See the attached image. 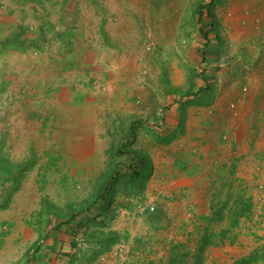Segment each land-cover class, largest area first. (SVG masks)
Listing matches in <instances>:
<instances>
[{
	"label": "rangeland",
	"instance_id": "1",
	"mask_svg": "<svg viewBox=\"0 0 264 264\" xmlns=\"http://www.w3.org/2000/svg\"><path fill=\"white\" fill-rule=\"evenodd\" d=\"M42 1L46 4L43 12L54 23L48 29H53L55 35L43 34L40 16L31 11V22L24 30L29 41L0 46V197L19 191L25 182V195L34 196L38 206L34 211L40 210L36 217L28 215L27 223L34 227L42 219L44 223L45 218L39 216L41 210L49 214L52 223L56 215L52 210L59 212L90 202L103 189L107 175L114 172L113 166L128 163V158L118 155L115 149L128 138L129 126L136 123L132 148L147 158L149 177L153 176L142 191L120 179L110 208L114 217L119 209L128 211L124 219L131 220L129 225L146 231L132 239L128 255L156 253L157 249L147 244L148 231L174 236L180 226L178 220H173L175 208L182 206L181 225L193 223L197 227L196 205L190 201L177 205L166 179L171 171L165 159L170 141L160 142L156 137L169 134L167 118L172 113L179 115L187 90L192 93L199 86H207L208 96L219 98L226 92V86L217 82L218 75H222L226 81L228 77L230 82L240 80L241 90L246 92L247 78L255 71L264 84V0H221L214 8L217 28L212 29L203 15V31L198 29L196 18L199 5L207 0ZM8 3L0 2V41L13 37L10 30H22L16 26ZM58 3L67 6L58 9ZM77 3L81 4L79 10ZM62 10L71 19L59 20ZM77 11L78 22L72 21ZM70 26L78 30L77 39L66 36L67 40H56V33ZM36 34L40 35L33 40ZM260 59L263 62L257 65ZM61 70L63 80L70 83L68 90L77 94L70 107L82 110L75 118L68 116L67 105L65 111L49 114L43 107L40 110L37 100L38 93L56 92L50 86L62 77ZM37 82L50 85L47 90L35 89L32 86ZM63 132L65 136L60 137ZM8 139L12 141L10 149H16V157L6 150ZM260 140L264 141V135ZM10 157L16 161H10ZM18 163L29 164L30 168L17 189L12 190L14 181L7 177L10 168L6 165ZM246 174L251 182L248 185L230 179L231 197L238 191L248 197V188L257 195L241 226L243 241L239 245L233 239L228 242L234 231L228 218L208 222L212 241L203 250V264H223L220 259L229 254L236 256L232 264L242 258V264H264V166L247 167ZM159 183L164 185L161 191L157 190ZM139 206L143 208L141 213L137 211ZM200 231L201 227L192 237L195 248ZM226 243L227 249H222Z\"/></svg>",
	"mask_w": 264,
	"mask_h": 264
},
{
	"label": "crops",
	"instance_id": "2",
	"mask_svg": "<svg viewBox=\"0 0 264 264\" xmlns=\"http://www.w3.org/2000/svg\"><path fill=\"white\" fill-rule=\"evenodd\" d=\"M1 1L5 2L8 0ZM8 4L13 15L11 16L16 17L14 19V22H17V24L15 23L16 26L22 29L20 35H18L20 41H24V39L25 41H29L24 30L27 23L31 22L29 20L30 15H32L31 11H35L36 15L40 16L39 27L44 28L43 34H46L48 37L55 35L53 34V29H48V26L54 23L43 12L44 1L9 0ZM80 5V3H77V10L81 8ZM66 6L61 7L60 3H58L57 7L60 9ZM79 12L75 13L76 16L73 13L72 21L78 22ZM17 16L20 17L18 18ZM58 18L62 22L65 19H71V17L69 18V13L63 10L58 13ZM72 25L75 26L73 23ZM22 31L24 34L21 33ZM10 34L14 38V35L19 33H16L15 30H10ZM39 35L36 34L32 39L34 40ZM77 35L78 30L70 26L66 29L62 27L55 37L58 41L67 40V37L75 41ZM58 47L61 48L62 46L58 44ZM256 61L257 65L263 62L262 59ZM63 72L61 70L62 77L53 86H50L56 92L38 93L37 100L40 103V110L42 111L41 108L43 107L49 114H53V110L59 112L62 109L63 111L64 106L67 105L68 109L66 112H68V116L75 118L79 113H82V110L70 107L73 106L72 102H75L74 99L77 94L68 90L70 83L63 80ZM255 73L256 71L252 72L249 75L250 78H247L248 89L246 92H242V82L240 80L230 82L231 78L228 77V82L222 75H218L217 82L219 86L221 84L226 86V92L219 98L217 96L210 98L207 93L208 91L199 86L202 88L200 92L185 99L186 104L183 106L185 112L183 118L184 128L181 132L173 130L177 127L179 115L177 116L172 113L169 119L167 118L166 127H168V135L172 134L173 137L168 143L171 148L165 156V159L169 161V168L171 169L166 179L172 185L176 200L178 201L177 205L179 203L181 205L185 201L193 202L196 205V221L194 220V225L197 227H193V223L181 225L182 206L178 207L177 210L175 208V213L176 211L177 213L174 215L175 218L173 220L180 222V226H178L180 234L177 235L176 233L178 232H175L174 236L172 234L166 236V232L148 231L150 236L148 237L149 242L147 241V244H150V247L153 249H157V252L152 251L150 255L137 252L134 257L131 254H127L124 260L125 264H140L141 262L169 264L174 251L177 254H185L184 259L175 264H191L193 252L195 251L192 237L194 232H197V229L201 227V233L195 240V242H198L203 232L206 222H204L202 217L207 216L209 213L212 193L215 190L222 189L223 184L230 179L236 183L250 184L246 168L258 165L264 166V141L260 140L261 136L264 135V84L258 80L257 73ZM49 85L44 82H37L33 83L32 87L47 90ZM69 93L70 97L67 98ZM70 98L72 100H69ZM228 105L230 108H228ZM248 128L251 130H247ZM72 133L76 134L75 132ZM64 136V132L61 133L60 137ZM7 143L8 149L6 148V150L12 154V157H16V149H10L12 144L11 139H8ZM12 157L9 158L10 161H16ZM245 165L249 166L246 167ZM152 176L153 173L147 180L146 186L150 185L149 182ZM250 177L252 178L251 175ZM160 183L158 191L164 188V185ZM24 184L25 182H22L19 191L10 192L7 196L3 195V198L0 197V204L4 203V206L0 205V232L4 231V240L0 241V264H85L84 258L89 255V248L82 239V244L79 245L76 242V238L81 236L82 229L79 226L85 222L86 217L98 211L101 201L92 212L79 214L74 220L66 223V213H68L66 210L61 212L63 214L60 217L55 215L52 223H50L49 214L41 210L39 216H43L46 221L43 223L42 219L40 225L34 227L33 225H29L26 219L32 213V217H36V213L40 210L34 211L38 209L36 199L34 196L30 198L25 195L23 190L25 188L23 187ZM248 190V196L255 203L257 199L255 197L257 196L256 192L254 190L251 192L249 188ZM118 211H120L119 214L109 221L107 228L123 234L124 237L118 242L124 241L132 248V239L136 240L144 230L138 231L129 225L131 220L126 221L124 219V214L128 213V211L119 209L115 213H118ZM244 218H240L238 223L232 226L234 230L232 232L233 236L232 238H228V242L233 239V243L239 245L243 241L240 231ZM181 226L182 229L180 230ZM156 227L159 228V226H155L154 228ZM226 235L228 236V234ZM117 243L95 260L89 261L86 264H116L119 260L111 254V251ZM223 245L222 249L226 250L227 243ZM175 247H179V249H175ZM211 248L209 247L208 249L211 250ZM133 251L134 249L130 253ZM235 258L236 256L229 254L227 256L224 255L220 260L223 264H232L231 262Z\"/></svg>",
	"mask_w": 264,
	"mask_h": 264
},
{
	"label": "trees",
	"instance_id": "3",
	"mask_svg": "<svg viewBox=\"0 0 264 264\" xmlns=\"http://www.w3.org/2000/svg\"><path fill=\"white\" fill-rule=\"evenodd\" d=\"M220 1L221 0H207L204 4L199 5V12L196 18L199 30L203 31V15H205L210 21V27L212 29L215 30L217 28L214 8L216 4L220 3ZM18 35H20V33L14 35V38L5 37L0 41V46L3 48L11 47V45H13L12 42L15 41L16 43L21 44L22 41H20ZM215 37L216 39H218L217 34H215ZM202 88L199 87L197 91L192 93L187 90L184 92L185 94H183V96L185 95L186 97H188L191 95H195L196 93L200 92ZM203 89L209 91V88L207 86H205ZM185 104L186 103L182 104V108L178 112L179 117L177 127L173 129L176 132H181L183 130V106ZM136 128V123L131 124L127 132L128 138L115 149L118 155L128 158V163L124 165L117 164L113 166L112 170L114 172L107 175V179L105 180L103 189L100 192L95 193L90 202L81 207H72L66 209L68 213H66L67 220L65 221V223L74 220L75 217L79 214L91 212V208L94 205H98V203L101 201V205L98 211L86 217L85 222H83L79 226L82 229L80 238L88 245L87 247L89 248V255L84 258L85 264L89 261L95 260L98 256H100L105 251H108L112 245H114L122 237H124L120 232L107 228L109 221L114 217V210L110 208V205L115 192V184L120 179H122V182H124L128 187L134 186L137 187V191H142L150 175L151 166L149 161L142 153L132 148V141L135 137L134 134ZM172 137V134H166L164 136H157L156 138L160 142H168L172 139ZM6 167L10 168L8 169L10 171V175L8 174L7 177L14 181L12 190L17 189L21 179L24 177L26 170L30 168V165L18 163L15 166L6 165ZM232 187V183L230 182V180H228L223 184V190L218 189L212 193L209 213L207 216L202 217L204 222H206V225L204 226L203 232L198 239L191 264H203V250L212 241V233L209 232L207 226L208 222H219L225 218H228L230 221V225L233 226L238 223L240 218L249 216L252 207V200L249 196L245 197L243 191H238L235 196L231 197L230 190ZM3 204L0 205L4 206ZM49 204L52 205L50 202ZM48 210H50V208ZM61 210H59V212H55L54 210H52V212L55 213L56 216L60 217L63 214L61 213L63 210ZM175 249H179V247H175ZM184 257V253L177 254L174 251V253H172V258H170L169 264H175L178 261L180 262L184 259ZM244 260L245 258H242L235 261L233 264H242Z\"/></svg>",
	"mask_w": 264,
	"mask_h": 264
},
{
	"label": "built area",
	"instance_id": "4",
	"mask_svg": "<svg viewBox=\"0 0 264 264\" xmlns=\"http://www.w3.org/2000/svg\"><path fill=\"white\" fill-rule=\"evenodd\" d=\"M233 106V105H232ZM153 206H150L149 209L153 210ZM143 210V208H141L140 206L138 207V213H141V211ZM76 242L77 244H82L81 242V238H76ZM129 251V246L124 242V241H120L117 243V245L115 246V248L111 251V254L118 259L119 261H117L116 264H124V260L127 256V253ZM103 260V258H101Z\"/></svg>",
	"mask_w": 264,
	"mask_h": 264
}]
</instances>
